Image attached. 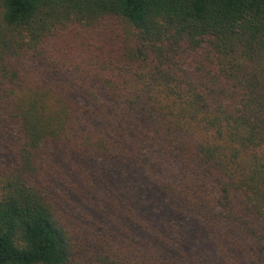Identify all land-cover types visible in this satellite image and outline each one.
Instances as JSON below:
<instances>
[{
    "label": "trees",
    "instance_id": "16d2710c",
    "mask_svg": "<svg viewBox=\"0 0 264 264\" xmlns=\"http://www.w3.org/2000/svg\"><path fill=\"white\" fill-rule=\"evenodd\" d=\"M0 264H264V0H0Z\"/></svg>",
    "mask_w": 264,
    "mask_h": 264
}]
</instances>
